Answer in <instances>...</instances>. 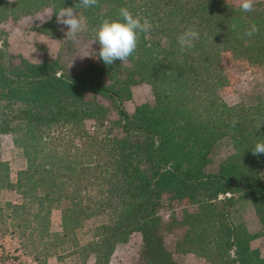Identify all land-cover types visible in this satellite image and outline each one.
<instances>
[{"label": "trees", "instance_id": "obj_1", "mask_svg": "<svg viewBox=\"0 0 264 264\" xmlns=\"http://www.w3.org/2000/svg\"><path fill=\"white\" fill-rule=\"evenodd\" d=\"M76 3L0 0V23L50 10L34 31L61 39L57 13ZM121 7L153 25L133 56L111 66L92 56L72 73L68 61L81 40L99 47L96 30ZM78 12V38L39 63L0 46V136H10L24 159L14 182L0 161V242L16 239L36 264L58 252L74 264H109L117 245L137 233L134 264H180L175 254L207 264H264L251 243L264 236V154H252L264 141V100L228 104L221 97L229 68L264 72L262 5L245 13L229 0H99ZM252 24L259 33L244 36ZM188 28L199 39L182 51L177 37ZM140 85L151 99L129 113L123 103ZM4 191L20 201H3ZM235 195L248 199L257 233L233 226ZM165 197L184 205L177 215L169 204L164 220ZM53 210L60 212L56 233ZM178 230L171 251L164 236ZM1 249L0 264H23Z\"/></svg>", "mask_w": 264, "mask_h": 264}, {"label": "rangeland", "instance_id": "obj_2", "mask_svg": "<svg viewBox=\"0 0 264 264\" xmlns=\"http://www.w3.org/2000/svg\"><path fill=\"white\" fill-rule=\"evenodd\" d=\"M229 1L234 6H238V0ZM255 2L261 4L264 8V0H255ZM52 15L50 10H45L32 16L23 17L16 22L0 23V46L5 45L6 42L7 49L13 56H21L34 63H39L46 58L54 56L58 52L61 43L66 39L67 28L57 22L56 16L55 27L59 31L61 39H54L34 31V28L48 21ZM81 44L68 61V68L72 73L78 71L86 61L99 51V47L90 39L81 40ZM229 71L231 74L230 85L221 91V97L224 101L228 104H236L240 101H250L253 97H260L264 100V72L262 70L252 71L249 68L240 67L239 69L229 68ZM150 99L149 87L140 85L132 90L131 100L124 102L123 107L131 113L136 104ZM219 154H223L222 148ZM0 161H5L9 164L10 177L14 182L17 171L24 166V159L19 149L13 145L10 136H0ZM234 197L236 201L229 212L233 226L241 228L249 234L257 233L260 230L259 224L248 203V199L244 195H235ZM2 200L16 203L20 201V196L15 191H4ZM169 204L176 214L184 205L176 202L168 203L166 197L163 198L159 214L164 220L169 215ZM50 229L53 233L60 231V212L58 210H53L52 212ZM179 236L180 230L175 233L165 234V244L171 251H174V241ZM251 243L264 256V236L254 239ZM2 246L6 253L10 256H17L18 260L23 264H36L32 261L30 255H21L20 246L16 239H10L7 236L2 243L0 242V253L2 252ZM140 246L139 235L137 233L131 234L125 244L117 245L109 264H134L137 260ZM16 248H19L17 253L13 251ZM64 254V252H58L50 256L46 264H74L72 258ZM60 255H62V258ZM175 258L180 264H207L193 254H175ZM87 264H92V259Z\"/></svg>", "mask_w": 264, "mask_h": 264}, {"label": "clouds", "instance_id": "obj_3", "mask_svg": "<svg viewBox=\"0 0 264 264\" xmlns=\"http://www.w3.org/2000/svg\"><path fill=\"white\" fill-rule=\"evenodd\" d=\"M98 3L99 0H78L75 7H64L57 13V22L67 28L66 39L75 41L84 29L83 18L79 15L78 9L81 7L90 9ZM254 4L255 0H238V7L245 13L254 11ZM152 27L147 18L134 16L128 8L121 7L117 19L103 20L96 30L99 53L93 57L102 60L106 66L114 65L117 61L126 62L135 53L141 34L149 33ZM231 28L237 30L238 26L234 23ZM259 31L257 25L252 24L243 35L251 38ZM198 39L199 33L193 28H188L178 35L177 43L183 51L194 47V41ZM235 123L236 121H233V127ZM252 154L254 156L264 154V141L255 144Z\"/></svg>", "mask_w": 264, "mask_h": 264}]
</instances>
